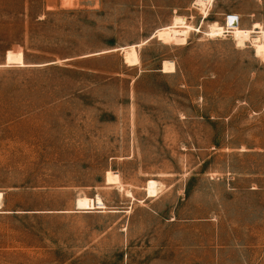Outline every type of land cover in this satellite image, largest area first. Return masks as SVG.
Masks as SVG:
<instances>
[{"label": "rangeland", "instance_id": "rangeland-1", "mask_svg": "<svg viewBox=\"0 0 264 264\" xmlns=\"http://www.w3.org/2000/svg\"><path fill=\"white\" fill-rule=\"evenodd\" d=\"M195 1L0 0V264H264V0Z\"/></svg>", "mask_w": 264, "mask_h": 264}, {"label": "bare ground", "instance_id": "bare-ground-1", "mask_svg": "<svg viewBox=\"0 0 264 264\" xmlns=\"http://www.w3.org/2000/svg\"><path fill=\"white\" fill-rule=\"evenodd\" d=\"M211 1L212 0L195 1V6L198 7L199 10L202 12L203 21L208 16L207 9L210 7ZM202 24L203 22L201 23V25ZM253 26L254 28L252 27V29L259 30L253 41L264 40V30L262 29V27L258 24H254ZM192 29H196V28H191L188 26H170L167 27L165 31L171 32L175 39H179V41L184 42L188 35V32L191 31ZM225 33L242 35L246 33L251 34L253 32L251 30L247 32L240 30L238 26V18L236 16H227L224 26H220L217 24L210 25L208 27V31L206 32L208 36H212V37H220L223 36ZM136 48H137L136 46H129L122 49L124 53V60L126 61L127 65L136 66L139 64V58L136 52ZM160 189L161 187L159 183L156 182L148 183L146 189L147 197L156 196L159 193ZM1 200H2V193H0V206H1ZM77 206L82 210H88V211L105 210V206L98 196L94 199L88 198L86 196L79 197L77 199Z\"/></svg>", "mask_w": 264, "mask_h": 264}]
</instances>
